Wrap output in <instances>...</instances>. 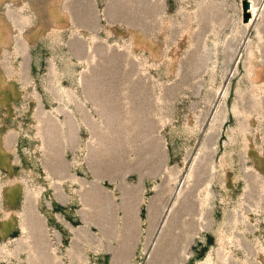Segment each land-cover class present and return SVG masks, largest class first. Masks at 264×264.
I'll return each instance as SVG.
<instances>
[{
  "label": "rangeland",
  "instance_id": "1",
  "mask_svg": "<svg viewBox=\"0 0 264 264\" xmlns=\"http://www.w3.org/2000/svg\"><path fill=\"white\" fill-rule=\"evenodd\" d=\"M252 1L0 0V264H264Z\"/></svg>",
  "mask_w": 264,
  "mask_h": 264
},
{
  "label": "bare ground",
  "instance_id": "2",
  "mask_svg": "<svg viewBox=\"0 0 264 264\" xmlns=\"http://www.w3.org/2000/svg\"><path fill=\"white\" fill-rule=\"evenodd\" d=\"M247 10L250 13L249 14V20H248V23H249V22H251L253 20V18L255 16V13H256L255 3L252 0H247Z\"/></svg>",
  "mask_w": 264,
  "mask_h": 264
},
{
  "label": "water",
  "instance_id": "3",
  "mask_svg": "<svg viewBox=\"0 0 264 264\" xmlns=\"http://www.w3.org/2000/svg\"><path fill=\"white\" fill-rule=\"evenodd\" d=\"M242 8H243V21H248L250 13L247 10V0H242Z\"/></svg>",
  "mask_w": 264,
  "mask_h": 264
}]
</instances>
